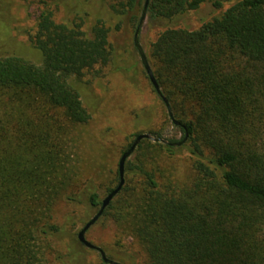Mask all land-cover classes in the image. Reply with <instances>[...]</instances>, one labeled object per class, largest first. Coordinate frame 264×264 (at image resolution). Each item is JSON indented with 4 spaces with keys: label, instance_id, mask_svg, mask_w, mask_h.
<instances>
[{
    "label": "trees",
    "instance_id": "trees-1",
    "mask_svg": "<svg viewBox=\"0 0 264 264\" xmlns=\"http://www.w3.org/2000/svg\"><path fill=\"white\" fill-rule=\"evenodd\" d=\"M230 1L149 4L150 19L168 23L147 57L181 124L182 138L169 142L189 139L181 147L142 141L101 218L116 225L119 242L132 238L144 249L146 264H264V0H239L217 15ZM144 4L110 0V9L136 24ZM205 4L216 13L199 30L170 26ZM79 20L58 24L46 5L31 41L40 64L0 58V264L82 255L78 236L68 253L59 249L54 209L103 203L80 166L75 132L91 115L76 83L112 62L111 30L98 18L86 32ZM182 151L193 158L192 178L164 182L154 154ZM115 182L108 194L119 171Z\"/></svg>",
    "mask_w": 264,
    "mask_h": 264
},
{
    "label": "rangeland",
    "instance_id": "rangeland-1",
    "mask_svg": "<svg viewBox=\"0 0 264 264\" xmlns=\"http://www.w3.org/2000/svg\"><path fill=\"white\" fill-rule=\"evenodd\" d=\"M238 1L225 2L224 9L217 15ZM46 5L53 11L58 24L73 25L80 23L82 18L83 28L89 32L94 21L101 18L111 30L112 62L99 69L101 74L98 77L88 74L76 83L84 106L91 115L90 122L75 132L80 166L83 175L94 182L103 201L108 196L107 189L116 185L119 161L137 135L150 133L154 136L155 132H161L162 138L169 141L181 139L182 133L170 120L167 107L155 92L135 47L139 21L135 24L131 15H115L110 9V0H0V58L10 55L40 64L42 55L33 48L31 41L36 33L38 17ZM208 5L205 4L199 12L179 18L170 26L199 30L216 13ZM166 26L168 23L153 21L147 14L140 33V44L146 54ZM154 157L158 175L164 182L184 185L194 174L193 158L187 151L175 157L160 152ZM98 211V208L88 211L85 203H57L54 218L63 229L62 240L58 244L61 252L68 253L74 238ZM116 233L117 227L113 222L101 219L86 237L118 263L146 264L144 249L132 238H123L119 242ZM62 257L58 260L57 256L49 255L47 264H105L99 252L86 247L82 255Z\"/></svg>",
    "mask_w": 264,
    "mask_h": 264
},
{
    "label": "water",
    "instance_id": "water-1",
    "mask_svg": "<svg viewBox=\"0 0 264 264\" xmlns=\"http://www.w3.org/2000/svg\"><path fill=\"white\" fill-rule=\"evenodd\" d=\"M150 1L151 0H145V4H144V8H143V13H142V16H141V19L139 21V24H138V27H137V30L135 32V37H134V44H135V47L141 57V60H142V64L147 72V75L157 93V95L160 97V99H162V101L164 102V104L166 105L167 107V110H168V114H169V117L171 119V121L173 122V124L175 126H181V124L176 121L175 117H174V114H173V111H172V108L169 104V102L167 101L166 97L163 95L162 93V90L160 88V85L154 75V72L152 70V67L149 63V60H148V57H147V54L146 52L144 51V48L142 47V45L140 44V33H141V30H142V27L144 25V22L146 20V17H147V14H148V8H149V4H150ZM189 139V134L187 133L186 134V137L184 140L178 142V143H170L169 141L163 139L162 137L161 138H158V137H155L153 136L152 134L148 133V134H139L136 136L135 140L133 141L131 147L122 155L120 161H119V168H118V171H119V175H120V183L118 185V187L116 189H114L111 193L108 194V196L103 200V203H102V206L100 208V210L98 211V213L83 227V229H81V231L79 232L78 234V239L80 241V243H82L85 247H87L88 249H91V250H94V251H97L100 253L101 255V258L103 260V262L105 264H121V263H118L112 259H110L106 252L94 245L93 243H91L88 239H87V233L88 231L94 226L96 225V223H98V221L102 218V216L104 215L105 213V210L110 206V204L116 199V197L120 194V192L122 191L124 185H125V175H126V164H127V161L135 154L138 146L142 143V141L144 140H150V141H153V142H156V143H164V144H167V145H172L174 147H181L183 146Z\"/></svg>",
    "mask_w": 264,
    "mask_h": 264
}]
</instances>
